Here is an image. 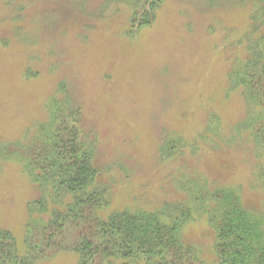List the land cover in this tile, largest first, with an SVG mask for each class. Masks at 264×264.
<instances>
[{
    "label": "rangeland",
    "instance_id": "rangeland-1",
    "mask_svg": "<svg viewBox=\"0 0 264 264\" xmlns=\"http://www.w3.org/2000/svg\"><path fill=\"white\" fill-rule=\"evenodd\" d=\"M245 1L0 0V229L33 264L77 262L72 229L50 245L37 236L40 252L25 244L39 218L29 203L44 197V221L56 206L26 166L51 132L93 146L97 181L110 189L104 215L188 207L183 236L206 261L212 191L228 188L264 216V148L239 131L251 107L229 91L246 56Z\"/></svg>",
    "mask_w": 264,
    "mask_h": 264
},
{
    "label": "trees",
    "instance_id": "trees-1",
    "mask_svg": "<svg viewBox=\"0 0 264 264\" xmlns=\"http://www.w3.org/2000/svg\"><path fill=\"white\" fill-rule=\"evenodd\" d=\"M245 3H250L248 8L253 4L242 38L246 56L228 75L229 91L239 90L251 107L239 131L250 130L264 148V0ZM50 124L46 122L49 129L45 133L55 128ZM49 134L53 139L38 162L26 166L41 183L37 188L51 192L56 206L44 221L40 218L47 210L44 197L29 203V212L37 209L39 216L34 219L36 230L25 240L30 251H39L33 245L37 236L50 245L72 229L75 240L68 244L77 256L76 264H264V216L246 208L235 192L228 188L212 191L214 204L204 208L215 233L213 259L206 261L198 255L200 243L184 239V227L193 217L188 207L166 204L151 211L126 208L104 215L111 201L110 189L97 181L93 146L67 141L60 132ZM258 177L264 186V173ZM37 204L40 208L34 207ZM33 258L19 251L9 231L0 229V264H33Z\"/></svg>",
    "mask_w": 264,
    "mask_h": 264
}]
</instances>
